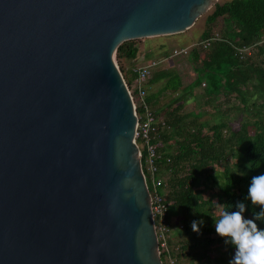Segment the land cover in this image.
Returning a JSON list of instances; mask_svg holds the SVG:
<instances>
[{
    "label": "water",
    "instance_id": "1",
    "mask_svg": "<svg viewBox=\"0 0 264 264\" xmlns=\"http://www.w3.org/2000/svg\"><path fill=\"white\" fill-rule=\"evenodd\" d=\"M217 0H0V264H163L115 61Z\"/></svg>",
    "mask_w": 264,
    "mask_h": 264
},
{
    "label": "trees",
    "instance_id": "2",
    "mask_svg": "<svg viewBox=\"0 0 264 264\" xmlns=\"http://www.w3.org/2000/svg\"><path fill=\"white\" fill-rule=\"evenodd\" d=\"M219 17H222L223 22V27L217 31L219 39L203 48L200 41L216 31L213 23ZM205 23L200 41L191 49L196 77L183 93L173 99L175 107H168L170 103L166 105L167 126L158 130L156 140L162 155L157 162L158 174L162 173L169 181V186L163 192L172 222L168 239L169 253L177 259L178 264H229L223 256H234L235 249L217 235L215 220L225 209L235 210L236 203L241 201L246 204L247 218H254L260 211L247 199V189L252 177L264 174V42H259L264 38V0L216 2L206 16ZM133 40L118 45L117 59L137 60L139 48ZM249 45L258 61L251 55L244 59L234 55V47ZM127 75L126 83L135 95L134 68ZM165 75L166 71H159L156 75L152 72L151 83ZM200 85L207 96H238L243 103V110L256 116L252 121L255 127L253 133L247 132L249 122L245 120L236 132L225 137L222 129L227 126V121L223 119L208 125L209 133L203 132L202 128L207 123L199 120L200 113L182 112L180 103L188 94L195 93L194 88ZM173 86L165 83L163 90ZM151 100L155 102L156 97L152 98L151 95ZM145 101L149 103L147 97ZM195 102L200 104L197 100ZM163 109L161 107L160 110ZM188 120L193 123L188 125ZM220 163L223 167L215 173ZM141 164L149 186L143 154ZM210 184L216 188L205 197L203 192ZM213 204L223 205L224 208L220 212H213L210 208ZM193 221H202L198 223L199 232L192 230ZM179 224H182L181 228ZM257 224L264 228V220H258ZM215 252L218 254L215 255ZM160 257L165 262V254L161 253Z\"/></svg>",
    "mask_w": 264,
    "mask_h": 264
},
{
    "label": "rangeland",
    "instance_id": "3",
    "mask_svg": "<svg viewBox=\"0 0 264 264\" xmlns=\"http://www.w3.org/2000/svg\"><path fill=\"white\" fill-rule=\"evenodd\" d=\"M224 1L228 0H217L219 3ZM212 9L213 6L207 9V11L200 15L189 28L182 32L134 39V43L138 45L139 48L137 60H130L126 58L117 59L115 53V61L118 67L122 69L121 73L125 81L128 80V71H132V69H135L138 65L147 63L152 59L160 61L157 66L152 69V72L154 75H156V73L159 71H166L167 75L156 79L153 83H151L150 77L149 80H147L144 84L146 94L149 86H151V90H154L155 87H162V85L164 86L165 83L169 84L170 87L173 85L174 86L173 88H170L169 91L163 92L164 95L161 98L157 97L158 99L155 101L157 103L151 105L152 108H155L156 105H160V101L162 100L165 102L169 101L168 103L170 104L167 105L171 108L174 104L173 99L175 96L183 93V90L188 88L187 85L196 77L194 68L196 65L193 64V55L191 54V49L200 41V34L206 27L205 18L212 11ZM213 24L214 30H220L223 27L222 17H219ZM180 48H187L186 53H180L176 55L172 54L173 49ZM251 57L258 61L257 57L255 58V56L252 54ZM202 87L203 86L201 85L197 86L194 90L195 93L192 94L193 98H188V96L191 95L188 94V99H182L180 103L183 107L182 110L194 109L195 111H193V113H196L197 111L200 113L201 119L199 120L205 121L207 123L206 126L202 128L203 132L208 131V125H212L213 123L223 119V121H227V126L222 129V133L225 137L230 136L231 132H236L239 129L241 123H243L245 120L249 122L248 126L246 127L247 132L249 134L253 133L255 127L252 121L256 119V116H254L249 111L243 110V103L238 96H235V94H230L229 97H224L222 95H219V97H214L213 95H208L211 98L207 99L208 96L203 93ZM211 87L212 86L210 85L209 88ZM212 92L215 93L214 90ZM209 93H211V91ZM151 95L152 98H154L156 93L154 92ZM192 99H194V101L197 100V102L199 101L200 104L197 105L196 102H192ZM259 100L262 101L261 98ZM160 109L161 108L156 107L155 113L157 116L162 118L167 117V113ZM187 119L191 118L188 117ZM186 123L189 125L193 122L188 120ZM222 167V163L218 164V169L214 170V172L216 173L218 170L221 171ZM217 178L218 176L216 179ZM214 188L216 187L212 184H210L208 188L206 186V189L203 192L204 196H208L211 192L210 190H213ZM210 208L213 212H220L224 207L223 205L213 204L210 206ZM214 254L217 255L218 253L215 252ZM223 257L229 263L233 258V255L229 254L227 256L224 255Z\"/></svg>",
    "mask_w": 264,
    "mask_h": 264
},
{
    "label": "built area",
    "instance_id": "4",
    "mask_svg": "<svg viewBox=\"0 0 264 264\" xmlns=\"http://www.w3.org/2000/svg\"><path fill=\"white\" fill-rule=\"evenodd\" d=\"M217 39H219V33L215 31L211 36L203 39L201 44L203 48H207L213 40ZM259 42H264V38ZM186 50L187 48L173 49L172 54H185ZM233 51L234 55L239 57V59H244L246 56L252 54V46L234 47ZM159 62L158 60L152 59L147 63L138 65L134 69L136 71V77L134 78L133 85H135L134 87L137 89L135 95L132 94V89H130L128 85L127 87L131 94L137 116L134 139L139 150L140 161L142 154L144 156L145 168L150 179V185L148 186L147 181L146 184L151 200L153 225L158 241L159 255L161 253L165 254V262L162 261L163 264H178L177 259L169 253L168 245L172 222L171 218L168 216V204L164 199L163 192L169 186V181L162 173L161 175L158 174L157 164L160 157H162L161 153L158 151V142L156 141L157 132L160 128L167 126V121L165 118L158 117L155 111L145 101L146 91L144 84L149 79L152 69L156 67ZM138 109H141V111H137ZM181 227L182 224H179V228Z\"/></svg>",
    "mask_w": 264,
    "mask_h": 264
},
{
    "label": "clouds",
    "instance_id": "5",
    "mask_svg": "<svg viewBox=\"0 0 264 264\" xmlns=\"http://www.w3.org/2000/svg\"><path fill=\"white\" fill-rule=\"evenodd\" d=\"M247 199L251 205L260 208L254 218H247L246 204L241 201L235 210L225 209L215 220V231L226 243L235 249L229 264H264V228L258 220H264V174L252 177L247 189ZM197 221L191 224L194 232H199Z\"/></svg>",
    "mask_w": 264,
    "mask_h": 264
},
{
    "label": "crops",
    "instance_id": "6",
    "mask_svg": "<svg viewBox=\"0 0 264 264\" xmlns=\"http://www.w3.org/2000/svg\"><path fill=\"white\" fill-rule=\"evenodd\" d=\"M163 87H164L163 85H162V87H155L154 90H151V86L148 87V91H147L146 97H147L148 100H149V103H148V104H149L150 107H151V105H154V104L157 103V102H153V100H151V94H152V93H154V92L156 93L155 97H156V100H157V99H158L157 97L161 98V97L164 95L163 92H165V91H169V89H167V90H163ZM195 88H196V87H195ZM195 88H194V90H195ZM194 90H193V91H194ZM194 92H195V91H194ZM176 96H177V95H176ZM176 96H175V97H176ZM190 97L193 98V95L188 96V98H190ZM188 98H187V99H188ZM159 100H160V99H159ZM168 100H169V99H168ZM191 101H192V102H195L194 99H192ZM160 102H161V104H160V105H156V107H157V108L164 107L163 111H164L165 109H167L166 105L168 104L169 101H168V102H165V101L162 100V101H160ZM156 107H155V108H152V107H151V108H152L153 110H156ZM173 107H175V104H173L172 108H173ZM184 110H185V111H190V112L195 111L194 109H192V110H186V109H184ZM184 110H182V112H185ZM180 112H181V109H180Z\"/></svg>",
    "mask_w": 264,
    "mask_h": 264
}]
</instances>
